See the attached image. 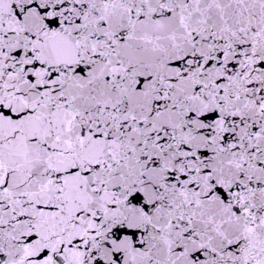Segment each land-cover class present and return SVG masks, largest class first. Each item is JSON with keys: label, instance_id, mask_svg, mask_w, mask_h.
Segmentation results:
<instances>
[{"label": "snow or ice", "instance_id": "1", "mask_svg": "<svg viewBox=\"0 0 264 264\" xmlns=\"http://www.w3.org/2000/svg\"><path fill=\"white\" fill-rule=\"evenodd\" d=\"M0 264H264V0H0Z\"/></svg>", "mask_w": 264, "mask_h": 264}]
</instances>
